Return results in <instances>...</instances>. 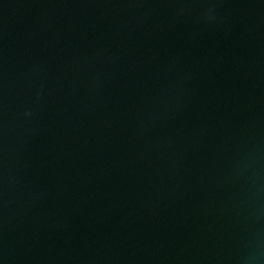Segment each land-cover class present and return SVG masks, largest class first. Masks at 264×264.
Wrapping results in <instances>:
<instances>
[{"label":"water","instance_id":"95a60500","mask_svg":"<svg viewBox=\"0 0 264 264\" xmlns=\"http://www.w3.org/2000/svg\"><path fill=\"white\" fill-rule=\"evenodd\" d=\"M0 264H264V0H0Z\"/></svg>","mask_w":264,"mask_h":264}]
</instances>
